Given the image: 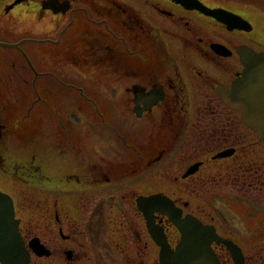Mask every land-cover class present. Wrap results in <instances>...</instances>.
I'll return each mask as SVG.
<instances>
[{"label":"flooded vegetation","instance_id":"flooded-vegetation-1","mask_svg":"<svg viewBox=\"0 0 264 264\" xmlns=\"http://www.w3.org/2000/svg\"><path fill=\"white\" fill-rule=\"evenodd\" d=\"M189 1L230 13L234 23L175 0H0V95L33 97L22 112L8 105L0 119V192L11 200L19 239L9 264H205L175 255L185 224L199 232L197 241L200 232L210 236L212 264H264V139L217 91L244 76L246 54L264 53V0ZM168 49L178 55L164 59ZM198 61L215 73L196 71ZM48 63L69 65L76 80L80 73L105 78L107 66L137 78L119 117L109 116L134 121L112 142L119 160L106 159V138L90 137L95 153L74 152L79 117L89 112L82 104L65 114L54 106L46 117L49 84L65 87L76 102L90 100L76 81L48 72ZM191 89L206 93L196 106ZM112 90H99L100 97L122 92ZM155 92L161 98L148 105ZM99 106L89 113L106 127L110 106ZM43 122L57 137V155L36 142ZM126 150L137 163L124 168ZM37 153L45 173L33 177L26 166ZM161 166L167 192L151 187ZM211 184L215 189L203 196ZM152 195L169 201L170 215L162 208L145 217L137 200Z\"/></svg>","mask_w":264,"mask_h":264},{"label":"rangeland","instance_id":"rangeland-1","mask_svg":"<svg viewBox=\"0 0 264 264\" xmlns=\"http://www.w3.org/2000/svg\"><path fill=\"white\" fill-rule=\"evenodd\" d=\"M161 48V47H160ZM162 49V50H161ZM159 49V55H158V59H161L162 56V52L164 53L163 47ZM174 55H178L176 52L171 51L170 49H168V54H165V58L168 56L169 59L173 58ZM198 67L196 69V71H201V72H205L207 75L209 74H213L215 73L214 70L210 69L211 67L208 66L206 63L198 61ZM107 66V65H106ZM126 67L128 68V65H121L122 67ZM131 66H135V65H131ZM112 66H110V70L106 68V77L105 78H98V76H93L91 75V73L88 74L87 78L85 79V74H79L81 76L78 77V79L76 80V75L73 73L71 67L67 64H55V63H48L46 64L45 68L48 72H51L52 74H55L57 77L60 76L62 78L63 81L65 82H73L76 81L77 85L79 87H82L85 90H88V97L90 100H87L85 97L82 96H76L75 99L78 100V102L72 100V98L70 97L69 94L66 93L65 91V87L60 86L59 84L56 85L54 83L53 85L49 84V88L52 89L51 94L49 95H45V108H46V117L50 116L51 114H53V110H54V106H57L59 109L62 110V113L65 114L67 110H69V108L72 105H80L82 104L81 109L84 110L85 112H93L95 109L93 107V105H96L97 107H99L101 109V106L99 105H105L106 109L109 107V114H106V127L104 126L103 122L100 121V124L96 125L95 121H97V118H92L91 117V113H87L86 118H82L81 115L79 117L81 123L79 125V129H78V136H79V140L78 143L75 144L73 150L74 152H78V153H95V149L97 147V144L94 143V141L90 138V137H98L99 139H103L106 138V151L103 153H106V159H111V160H119L120 155L118 150H115V147L112 145V142L114 140V138L117 135H122V133L124 132H129L130 128L133 126L134 121L132 119H130L128 116H126L123 113V120L120 119H111L112 118H116L119 117V115L121 114V110H122V106H125L128 104L129 101V97L130 94L127 93L125 90L130 87L131 84L135 83L137 78H126L124 77V73H122L121 70L117 69V65H116V69H111ZM137 67V66H136ZM145 69L143 70L144 74L150 70H148V68L146 69V66H144ZM8 68H10V65H8ZM16 68H18V66H16ZM158 69V68H157ZM160 69V68H159ZM126 73V72H125ZM14 76V75H12ZM88 77H90L88 79ZM223 78L226 79V77L222 76ZM11 78L10 76L8 77V79ZM84 79V80H83ZM218 81L221 82H226V80H222L220 76H218L216 78ZM47 80H49L47 78ZM14 83L18 84L19 82L14 81ZM76 85V86H77ZM23 87V86H22ZM29 87L24 86V88ZM101 89H115V90H120L122 92H114V93H107L106 92V97H100L101 94H103L101 91ZM67 90V89H66ZM70 90V89H69ZM113 91V90H112ZM85 92V91H84ZM87 94V92H85ZM185 93V92H184ZM205 91L201 90V89H191L190 91V103L192 106H196L198 104H200L202 101V97H204L205 95ZM69 95V96H67ZM33 97H22V96H16V95H0V119L2 120H6L7 117V111H8V105L16 104L17 108L19 109L20 112H22L24 110V106L25 105H29V103H31ZM38 107V106H36ZM35 107V111L38 112V109ZM88 110V111H87ZM110 116V117H109ZM191 121V113L188 111L185 113L184 117H183V124L184 127H187L189 125V122ZM25 123V122H24ZM23 123V125H24ZM70 123V122H69ZM34 124H28V129L30 130L31 127ZM49 123H48V127H49ZM25 126V125H24ZM51 126V125H50ZM36 130L34 132V136L36 138V142L38 145L41 146V148L43 147V145L47 148L48 152H53L54 155H57L60 151L61 148H58L55 145V142H58L57 137L53 134L50 133V131L47 129V127L45 126V123L43 122L42 124H37V126L35 127ZM59 137V136H58ZM137 139H139V141H145L144 139H141V134L137 135ZM65 151L67 152H71V148L69 146H67L65 148ZM103 151V149H100L98 152L101 153ZM96 152V153H98ZM127 153L125 158H122L121 163L123 165L124 168L129 167L130 165H134L135 163H137V161L134 160L133 155H131V150H126L125 151ZM47 153V152H46ZM40 154V153H39ZM39 154H36V161L31 160L30 162L27 163L26 168L29 170L30 175L35 177V176H39L44 172L42 165H40L39 163ZM48 154V153H47ZM30 155H34L32 152L30 153ZM41 156V155H40ZM42 159V156H41ZM45 159V158H43ZM56 164V162H55ZM160 172L159 173H155V178L157 180L153 182L152 184V189L155 190H163L165 192L168 191V187L166 185H164L160 179L161 176L165 173H163L166 168H163L162 166L159 168ZM175 172L177 171V167H174ZM169 172V171H168ZM166 172V173H168ZM163 173V174H162ZM130 179H125L124 180V184L127 185L130 182ZM133 188L136 189H148L150 188L148 185H132ZM215 189V187L211 184L208 185L205 189H204V194L203 196H208V194L210 192H212ZM122 219V217H121ZM123 222V219L121 220ZM133 224H135V220L132 221Z\"/></svg>","mask_w":264,"mask_h":264},{"label":"water","instance_id":"water-1","mask_svg":"<svg viewBox=\"0 0 264 264\" xmlns=\"http://www.w3.org/2000/svg\"><path fill=\"white\" fill-rule=\"evenodd\" d=\"M175 1L181 2L187 8L198 9L202 13L212 16L228 25L234 23V17L223 10L208 9L197 1ZM246 56L249 57L250 60L245 63L248 69L244 76L234 82L232 88L219 87L217 91L223 103L230 108H238L242 112L244 121L258 133L261 139H264V53H254L251 51L246 54ZM148 97L151 99V95ZM153 97H155L154 101L150 100L151 102L149 101L148 105L155 104L157 98H161V94L157 95V92H155ZM221 155L222 154H218L217 156ZM196 167L197 165L191 166L189 168V173L193 172ZM160 196L161 195L139 197L137 200L140 210L144 212L147 219L151 216V212L156 209L162 211L163 208V212H167L170 215L172 207L169 205V201L166 198L161 199ZM159 201H164V204L159 205ZM187 227L188 225L185 224V230L182 231L183 241H181L178 246L175 255H178L181 259L198 257L205 259V264H212V262H210L211 254L209 252L210 236L200 232L202 234L201 240L197 241L199 239V232L193 230L188 232ZM17 235L16 221L13 218L11 200L7 195L0 192V260L4 264H9L7 259L16 256L13 250L19 245ZM203 248L206 250L205 254H200L195 251Z\"/></svg>","mask_w":264,"mask_h":264}]
</instances>
